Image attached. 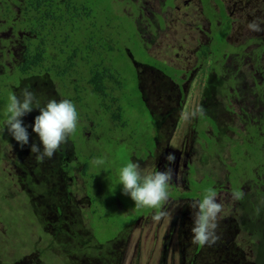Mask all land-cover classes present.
I'll use <instances>...</instances> for the list:
<instances>
[{
    "label": "rangeland",
    "instance_id": "rangeland-1",
    "mask_svg": "<svg viewBox=\"0 0 264 264\" xmlns=\"http://www.w3.org/2000/svg\"><path fill=\"white\" fill-rule=\"evenodd\" d=\"M78 1L85 2V0ZM222 1L233 19L227 46L219 41L224 37V29L216 27L211 22V15L202 0H174L173 6L172 2L170 6L168 4L165 6L167 0H115L114 5L118 13L125 11L138 17L140 34L148 46L146 48H148L149 54L153 57L159 58L175 68L189 69L195 73L194 77H203L207 70L214 67L217 69H212L214 77H217L219 72L221 73L220 77H226L228 74L229 78L234 72L237 83L239 77L236 73L242 72L243 77H246L244 83L248 89L243 90L242 94L239 93L241 99L232 96L231 100H227V103H230V106L235 110L240 111L241 108H248L253 110L258 118H264V100H261L256 94L254 83L255 78L259 84L264 83V77L260 73L261 68H264V31H253L248 28V24L253 21L264 28V0ZM30 3V0H23L21 3L24 6V10L21 11L22 17H27L25 6ZM12 12L18 19L19 9L18 12L16 10ZM96 17V14L89 15L91 26L92 23H95L96 26L100 24L101 20ZM0 18L3 19L4 15L0 14ZM70 21L65 19L62 24H57L56 27L72 29V21ZM8 22H12V20H8ZM29 22L32 24L34 21ZM220 22L216 21V25ZM47 25L52 26L50 20ZM102 25L107 34L109 25L104 21ZM132 26L135 27L134 24ZM22 27L28 29L23 25ZM58 31L60 30L58 29ZM21 32H23L22 35H20ZM21 32L18 35L15 34L13 39L14 42L23 46L26 41V38L23 37L25 31ZM79 32L85 35L99 33V30H94V33L88 30ZM212 38L215 41L211 42ZM9 41L5 43V46L13 45ZM201 45H206L203 50L208 52V56L201 59L203 65H197L200 56H203L200 52ZM0 46H2V42ZM17 48L18 46H16V51L21 57L20 47ZM261 48L262 63L259 64L257 58ZM145 58L146 56L143 58L138 56L139 61H144ZM7 63L9 64V62ZM139 71L143 78V80L141 78L142 88L146 97L151 101V105L159 106V112H167L169 110L168 103L172 101L166 100L164 93L170 88L168 85L171 82L170 78L162 80L163 76L159 75L162 73L148 65L140 66ZM2 72L6 71L0 65V73ZM4 77V75H0V83H3L0 89V124L6 119L5 111L8 98L14 94L12 88H8L6 84L18 83L16 76L12 74L2 80ZM158 80L162 81L158 82ZM156 82L158 83L155 86ZM198 83L206 84L197 79L194 85ZM230 83H233L232 79ZM25 87H29L36 93L41 106L51 99H62L56 92L55 86L43 79L24 80L19 85L20 91H16V94L19 95ZM187 88V102L175 109L171 118L168 117L167 120L168 127L178 121L181 127L176 132L174 130L165 131L162 138L164 145L183 151L186 161L189 158L197 162L200 175L209 172L221 184L231 181V174L237 164L251 171L263 182V184L257 185L252 179L246 180L247 184L243 192L245 195L244 207H241V201L234 195L235 193L231 192L232 190L221 192L222 197L218 200L223 205V210L216 230L219 239L215 243L205 245L208 248L204 249L203 247L199 250L200 252L196 251L198 246L191 243V205L194 202V196L199 199L208 190L204 184L200 186L201 192L192 189L184 193V199L170 200L165 210L169 214L160 221H153L152 216L146 220L141 219L138 223L123 230L120 237L101 246L91 239L89 220L86 219L89 200L83 187L86 180L78 172L76 178L74 177L75 179L72 181L69 180V184L66 186L63 184L56 186L58 193L46 194V197L40 198L36 193V186L39 184L41 186L47 184L46 181L50 184L61 182L54 168L58 167L62 157L69 160L70 156L74 155L73 152L68 153L64 150L65 148L72 149L71 142L67 140L62 144L52 158L37 162L35 155L30 154L29 146L26 145L21 149L8 134L5 125L2 124L0 126V223L3 224L4 231L2 241H0V264H45L47 261L50 264H259L257 258L260 254L259 249L264 247V240H262L264 238V174L259 173V171L264 173V153L259 150V145L255 141H244L241 146H232L230 151L234 154L235 160L232 159L228 147L221 150V156L192 148L195 143L193 138L195 129L192 127V123H197V117L185 119L184 114L202 106L204 88L202 86H199V90L196 86L194 88L187 86ZM228 89L230 90L229 83H224L222 91L228 94ZM159 94H162L160 103L156 100ZM132 97H135L136 102L140 103L139 97L136 95ZM241 101L243 105L239 107ZM36 115H38V111L34 110L24 117L25 124L33 123ZM248 117L251 119L252 131L258 133L260 138H264L262 136L264 122L252 115H248ZM28 130L30 133L32 132L31 128ZM75 140L79 145L83 143V139L78 137V132L75 133ZM33 141L39 143L34 133L30 135V143ZM103 143L105 142L100 140L94 142L96 150L106 152L108 147H103ZM64 145H68V147ZM198 146L201 148L200 144ZM112 160L111 158L109 161L112 162ZM182 160L183 157H180L179 163ZM155 163L156 161H151V158L147 159L145 164L139 162L142 169L153 167ZM228 165H231L232 168H228ZM166 167L159 168V170L163 171ZM170 168L172 172L176 170L175 166ZM47 177L52 179L51 182ZM175 178L176 182L181 184L182 174ZM10 187L15 190L12 192L4 190V188ZM178 187L185 189L186 185L181 184ZM27 188L31 189H28L27 192ZM72 200L76 204L74 207H70ZM57 205L63 206L61 215L58 212H52L51 207L57 208ZM245 205H252L257 210L256 217L260 218L262 225H244L248 220ZM118 209L115 215L120 213V208L118 207ZM68 213H70L69 217L66 216ZM252 213L254 215V210ZM127 216L124 215V217ZM93 228L96 231L97 239L108 237L111 234L108 228V230L96 229L94 226ZM60 230L63 231L61 234L64 236L58 235L57 240L55 239L57 242H53L51 238H55L54 232ZM92 235L94 238L95 235L93 233ZM220 246L223 251H220ZM42 247L53 254L45 257ZM94 248H97L98 251H94ZM93 255L95 258L100 256L99 261H92ZM52 259H54L53 262Z\"/></svg>",
    "mask_w": 264,
    "mask_h": 264
},
{
    "label": "trees",
    "instance_id": "trees-1",
    "mask_svg": "<svg viewBox=\"0 0 264 264\" xmlns=\"http://www.w3.org/2000/svg\"><path fill=\"white\" fill-rule=\"evenodd\" d=\"M114 1L85 0L80 3L78 0H30L31 3L25 6L27 17L20 15V23L17 19V24L14 25L15 34L25 31L23 57L16 58L5 54L2 59L0 58V65H13L10 68L11 74L16 76L18 83H7L6 86L12 88L14 94L20 91L19 85L24 80L33 79L34 76L31 74L37 73L38 77L34 78L52 83L62 99H70L75 103L79 118H83L82 126L88 124L85 127L87 128L92 122L95 128L99 125L102 130L108 132L100 135L96 129L97 135L88 136L86 129L77 125L76 131L72 134L75 137V133L78 132V137L83 139L82 144L75 143L74 153L79 165L83 166V175L88 176L86 190L92 198L93 205L92 209L86 211L89 231L95 237L96 231L93 226L96 229H109L111 233L108 237L98 235L101 243L120 237L128 225H133L142 214L150 210L136 208L130 197L122 194L121 186L117 185V169L129 161L135 162L145 158L154 151L159 135L157 126L160 125L154 124L155 118L146 106L139 87V75L137 71L135 72L133 64V51L143 42L141 34L131 25L134 24V20L138 21V17L125 11L118 13ZM173 1L167 0L165 6L167 4L170 6L171 2L174 5ZM209 1L205 0V4L211 13L215 8ZM217 1L220 11H215L216 15H211L212 21L216 27L224 29V37L219 41L227 46L233 19L224 2ZM21 3L23 0L18 3L23 11L24 6ZM92 14H96V19L101 20L99 25L92 23L91 26L89 15ZM65 19L72 21V29L56 27ZM48 20L52 26L47 25ZM220 20L221 24L216 25V21ZM29 21L34 22L31 24ZM103 21L109 25L107 34L104 32ZM22 25L28 29H24ZM77 29L92 33L98 29L99 33L82 35ZM261 51L262 48L257 58L259 64L262 63ZM147 57L152 64L161 67L160 62L155 61L154 57L148 54ZM5 69V73H0L5 76L2 80L9 76V66ZM260 73L264 77V68H261ZM254 83L256 94L264 100V83L258 84L257 78L254 79ZM2 86L3 83H0V89ZM243 90L244 85H239L237 92L242 93ZM135 95L139 97L140 103L132 97ZM254 135L259 142L264 143V138H260L258 133ZM99 140L105 142L103 147H108L106 152L96 150L94 142ZM96 158H106L109 165L106 164L103 170L99 169L93 164ZM111 158L112 162L109 161ZM141 172L149 173L144 169ZM248 206L250 211L254 210V214L257 215L256 209L252 205ZM118 207L120 213L115 215ZM256 221L257 219L254 221L248 219L244 225ZM259 250L257 258L261 264L264 261V247Z\"/></svg>",
    "mask_w": 264,
    "mask_h": 264
},
{
    "label": "flooded vegetation",
    "instance_id": "flooded-vegetation-1",
    "mask_svg": "<svg viewBox=\"0 0 264 264\" xmlns=\"http://www.w3.org/2000/svg\"><path fill=\"white\" fill-rule=\"evenodd\" d=\"M21 1L22 0H0V14L4 15L3 19L0 18V24H1L0 25V43L2 42V46H0V58L1 59L3 58V55H5V54L11 55L12 57L14 56L16 58L19 57V54L16 51V46H18L17 49H19V47H20L19 53L22 52V57H23L24 45L22 46V45H20V43L14 42V39H13V37H15L17 35V34L15 35V33H14V25L17 24V22H16L17 19H16L15 14L12 12L13 10H16L18 12V9H19V18H18V22H19L22 7L20 5H18V3H20ZM210 1L212 4V7H214L215 9L211 12L212 14L208 10L207 11L210 15H216L215 11L216 12L220 11V6L218 4V1L217 0H210ZM202 3L205 6V8L207 9L208 5L205 4L206 3L205 0H202ZM172 6H173V4H172ZM8 20H12V22H8ZM211 22H213L212 16H211ZM220 24H221V22H220ZM220 24H218V25H220ZM131 25H133V24H131ZM134 25H135L136 29L138 30V33H141L138 21L134 20ZM212 26H213V24H212ZM19 33H20V31H19ZM22 33L23 32H21L20 35H22ZM207 34L209 35L210 33L208 32ZM8 41L10 43H13V45L12 46H5V43ZM142 41H143L142 45H140V47L137 46L136 49L133 51V64L135 66V72L137 71V74L139 75V87L143 93V95H142L143 99L147 103L146 106L149 108L150 112L152 113V116H154V118H155L154 124H156V125L160 124V125L157 126V128H159V135L156 139V146L154 148V151L149 153L145 158L143 157V158L139 159L137 162H144V164H145V161H147V159H149V158H151V161L152 160L156 161V163L154 164L153 167H150L148 169H144L146 172L158 171L159 168L162 169L164 166H167V167L175 166L176 170L173 172V178L174 179H172V181L170 182V185H169L170 198L164 204L163 210L167 209L166 205L170 203L169 202L170 200L175 201L178 198L184 199L183 195L185 192H188L192 189L201 192L200 186H203L204 184L206 185L207 189H210V188L213 189L217 193L218 198L222 197L221 192L223 190L224 191L232 190L231 191L232 193H237V192L241 193L243 198L241 199V196H240L239 200L241 201V207H244L243 203L245 202V195H243V192H244V187H246V184H247L246 180L252 179L255 181V184H257V185L263 184V182L261 181V179L258 176H254V174L251 171H249L248 169L237 164L236 167L234 166L235 168L233 170V173L231 174V181L221 184L216 179V177H214L209 172H206L204 175H200L199 174V167H198V164L195 160L188 158V160L186 161L183 151H181L179 149H172L168 145H164L162 138H163L165 131L174 130L176 132L181 127L179 121L176 124L172 125L171 127H168L167 120H168V117L171 118L172 113L175 109L180 108V106H183L185 104V102H187V100H186V98L188 96L187 86L192 87V88H194V86H196L198 90H199V86H202V88H204L203 99H202L203 103L201 106L203 109V113L197 116V120H196L197 123H194V122L192 123V127L195 129L194 133H193V138H194L195 143H194V146L192 148H197L202 152L207 151L209 153H216L219 156H221V150L222 149L224 150V148L226 149L228 147L229 151H230L232 146H237V147L241 146L244 141H250V142L255 141L259 145V150L264 153V143H261L256 139V137L254 135L255 133L251 129V124H250L251 119H250V117H248V115H252L262 122H264V118H258L254 114V111L250 110L248 108H241L240 111L237 109L235 110L232 108V106H230L231 105L230 103H227V100H231L232 96L241 99L239 92H237V89H238L239 85H244L245 89L246 90L248 89L247 85H245V83H244V79L246 77H243V73L238 72V71H237L238 73L235 72L239 77V79H238L239 81L237 83L235 81L236 78L234 77V72L231 73L229 78H228V74H226V77H223V78L220 77L221 73H219V72H218V76L214 77V75L212 74V69L217 70L214 67H211L209 70H207L203 77H194L195 73H192L189 69L187 70V69L175 68V67L171 66L170 64L163 62L161 59L154 57L155 61L160 62V64H161L160 65L161 67H159L156 64L155 65L152 64L150 58L147 57V54L150 57H153V56L149 54L148 48H146L148 46L145 44V40L143 39V37H142ZM213 41H215V40L212 38L211 42H213ZM206 45H208V44H206ZM206 45H201L200 52L202 53L203 56H200V59H199V62L197 63V65H203L202 64L203 62L201 59H203L204 56H206V57L208 56L207 55L208 52L205 49L203 50V48ZM138 56H140L141 58L146 56V58L144 61L143 60L139 61ZM214 61H216V60H214ZM143 65H148L151 68H153L154 70L160 71L162 74H159V75L163 76L161 78L162 80L170 78L171 82L168 83L170 88H168L167 92L164 93L166 100L172 101V102L168 103V106H169L168 109L169 110L167 112H163V111L159 112L158 109L160 107L159 106L153 107V105H151V101L146 97V95L144 93V89L142 88V85H141L142 76L140 75V71H139V67L143 66ZM1 66L3 67V69H5L6 66H9L8 74L9 75L11 74L12 69H10V68H12L13 65H1ZM31 75L34 77H38L37 73H32ZM189 78H190V82L188 83ZM197 79H199V81H201L203 83L205 82L206 84L202 85L201 83H198L197 85H194V82ZM231 79L233 80V83H230ZM142 80H143V78H142ZM162 80H158V82L162 81ZM158 82L155 83V86ZM224 83H229L230 90L228 89V94H226L225 92L222 91V86ZM240 94H242V93H240ZM192 97H191V99H192ZM220 97H222V98H220ZM191 99H188V100L191 101ZM156 100H157V102L159 101V103H160L162 101V94H159L157 96ZM242 105H243V103L241 101V104L239 107H241ZM82 120H83V118H81V119L79 118L78 126L82 129H84L88 124L86 126H82ZM2 124H4V122L1 123L0 126ZM85 129H86V134L88 136H91V134L97 135L96 129L100 135L103 134L104 132H107L105 130H102L101 126H99V125L95 128L94 123H92V122L89 124V127L85 128ZM68 140L71 142L73 147H72V149L65 148L64 150L68 153L69 152L74 153V151L76 150L75 137L72 136V134H71L69 136ZM197 143L200 144L201 148L198 146ZM64 146L68 147V145H64ZM61 149H63V148H61ZM169 153L174 154L176 157L175 162L170 164V165L166 161V157ZM61 154L63 155V152ZM231 156H232V159L235 160L234 154L232 152H231ZM180 157H183V160H182V162L179 163ZM61 159L62 160L58 163V167L54 168V171H55L56 175L61 179V182L50 184L48 181H46L47 184H43L42 186L40 184L37 186L35 185L37 187L36 193L39 195V198L44 197V196L46 197L47 196L46 194L58 193L59 191L56 188V186L62 185V184L64 186H66V184H69L68 183L69 180L72 181L73 179L76 178L77 172H78V174L86 180L83 183V187L85 188V194L89 200L87 203V204H89V206H88V209L86 211H88L89 209H92V207H93L92 202H91L92 198L89 196L88 191L86 190V187L88 185L87 184L88 183V176L86 177L85 175H83V173H82L83 166L79 165L78 159L75 157V153L73 156H70L69 160H65V157H62ZM228 168L231 169L232 166L228 165ZM141 170H143V169L141 168ZM186 171H187V173H186ZM259 173L261 175L264 174L263 171H259ZM179 174H182L181 184L186 185L185 189H180L178 187L181 184H180V182L179 183L176 182L175 177ZM47 178L51 182L52 179L49 177H47ZM235 188H237V189H235ZM28 189H31V188H27V190H26L27 192H28ZM4 190L12 192L15 190V188H13V189L11 187L10 188H4ZM259 193H262V192H259ZM193 200L194 201L198 200V197L194 196ZM74 206H76V204L72 200L70 202V207H74ZM120 206L121 205L119 204V207ZM56 207L57 208L51 207L53 210L52 212L55 211L61 215L63 206L57 205ZM56 209H58V210H56ZM245 210L247 212L248 219H252L253 221L255 219H257L256 222H251L249 225L260 226L263 224L261 222L260 218L256 217V214L253 215V213H252V211H250L251 209L248 205H245ZM154 211L155 210H153V209H150L148 212L146 211L145 214H142L137 219V221H135L134 224L138 223L141 219H144V220L149 219L151 216H153ZM70 213L66 214V216L69 217ZM128 227H129V225H128ZM3 231H4L3 224L0 223V233H1L0 241H2ZM62 232H63L62 230L55 231L54 232L55 238L52 237L51 238L52 241L57 242L56 240H57L58 235L64 236L63 234H61ZM90 235H91V239L94 240V242L99 243L101 246L106 245L109 241L113 240V239H111V240H108L104 243H101L99 241V239H97V237L93 238V235L92 234H90ZM197 246L198 245H196V247ZM203 247H204V249L208 248L205 245L204 246H198L196 248V251L200 252L199 250H201ZM42 249L44 251L45 257H48V256L53 254V253L50 254L48 252V250L45 249V247H42ZM94 251H98V249L94 248ZM220 251H223L221 246H220ZM99 259H100V256H98L97 258H95L94 255L92 256V261H99ZM53 261H54V259H52V262ZM102 262L105 263L104 260H102ZM45 264H50V263H49V261H47V263H45ZM261 264H264V261Z\"/></svg>",
    "mask_w": 264,
    "mask_h": 264
},
{
    "label": "clouds",
    "instance_id": "clouds-1",
    "mask_svg": "<svg viewBox=\"0 0 264 264\" xmlns=\"http://www.w3.org/2000/svg\"><path fill=\"white\" fill-rule=\"evenodd\" d=\"M248 28L253 31H264V28L255 21L249 23ZM34 110L38 111V115L34 117L33 123L25 124L23 118ZM202 113V107H197L192 112L185 113L184 118H195ZM5 116L4 125L8 134L21 149L29 146L30 154L35 155L37 162L52 158L76 131L79 122V113L72 100L51 99L41 106L36 93L29 87L22 89L19 95L9 96ZM29 128L32 130L31 133ZM32 133L38 138L39 143L34 141L30 143ZM175 160L176 157L172 153L166 157L169 165ZM93 164L103 170L107 160L96 158ZM140 169L141 165L137 161H129L117 169V185L121 186L122 194L130 197L136 208L155 210L152 220L158 222L169 214L163 210V206L170 198L169 185L173 179V172L170 167H166L163 171L142 174ZM234 195L239 198L241 193L237 192ZM191 209V243L198 246L215 243L219 239L216 230L223 210L217 193L211 188L208 189L192 203Z\"/></svg>",
    "mask_w": 264,
    "mask_h": 264
}]
</instances>
